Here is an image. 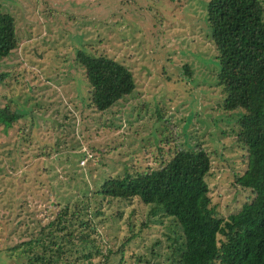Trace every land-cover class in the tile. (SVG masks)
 I'll use <instances>...</instances> for the list:
<instances>
[{
    "label": "rangeland",
    "instance_id": "rangeland-1",
    "mask_svg": "<svg viewBox=\"0 0 264 264\" xmlns=\"http://www.w3.org/2000/svg\"><path fill=\"white\" fill-rule=\"evenodd\" d=\"M206 2L0 0L18 40L0 57V107L20 114L9 125L0 121V264H17L20 250L4 258L3 247L65 204L88 222L92 264H175L182 236L169 216L97 190L109 177L159 165L177 147L209 151L205 178L218 216L251 200L235 179L247 165L236 140L244 109L222 106ZM80 49L127 66L134 89L97 110L76 60ZM74 248L73 264H87Z\"/></svg>",
    "mask_w": 264,
    "mask_h": 264
},
{
    "label": "trees",
    "instance_id": "trees-1",
    "mask_svg": "<svg viewBox=\"0 0 264 264\" xmlns=\"http://www.w3.org/2000/svg\"><path fill=\"white\" fill-rule=\"evenodd\" d=\"M206 15L220 66L217 84L222 86V106L228 112L244 109L237 112L236 140L247 150V165L235 179L251 190V200L226 217L216 214L205 178L211 157L202 147H177L157 166L105 179L97 193L137 198L169 216L182 236L175 264H264V5L262 0H207ZM17 45L14 17L0 12V57ZM76 60L84 69L90 102L97 110L107 109L135 87L131 70L106 53L80 49ZM183 67L191 73L187 62ZM19 116L8 104L0 107V121L6 125ZM78 210L70 212L63 205L47 222L5 245L4 258L19 249L17 264H73L75 247L92 264V252L86 250L92 241L88 222ZM74 220L82 227L76 234ZM110 252H104V263Z\"/></svg>",
    "mask_w": 264,
    "mask_h": 264
}]
</instances>
